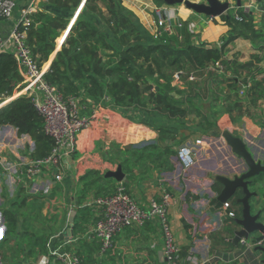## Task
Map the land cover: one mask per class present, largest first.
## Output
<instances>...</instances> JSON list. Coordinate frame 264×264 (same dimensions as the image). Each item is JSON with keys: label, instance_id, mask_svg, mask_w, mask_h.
Segmentation results:
<instances>
[{"label": "crops", "instance_id": "obj_1", "mask_svg": "<svg viewBox=\"0 0 264 264\" xmlns=\"http://www.w3.org/2000/svg\"><path fill=\"white\" fill-rule=\"evenodd\" d=\"M185 1L207 4L206 0ZM219 1L228 3L233 10L238 7L237 0ZM241 1L246 8L248 0ZM84 2L69 18L70 28L82 13ZM16 4L14 19L0 21L3 43L0 53L13 51L10 36L23 9L33 7L34 12L53 16L61 13L47 0H17ZM252 4L251 14L262 38L237 39L225 51L229 61L253 62L256 66L253 76L244 73L238 80L240 90L236 99L244 101L242 112L232 110L218 115L222 102L206 101L201 103H209L207 110L202 112L196 107L197 114L202 115L197 124L186 117L158 125L157 115L149 117L141 110L115 108L110 99L90 102V111L96 107L99 118L80 134L77 151L64 159L61 181H56L53 168L46 169L33 181L23 180L22 173L34 160L36 145L29 136H19L14 127H0V255L6 264H61L49 255L47 245L52 239L54 248L74 252L87 264H99L106 259L110 264L126 261L167 264L163 234L157 223L126 231L116 239L114 249L107 256L99 257V243L93 237V230L102 208L96 201L114 192L120 182L111 174L120 167L125 175L121 182L141 206L147 207L164 192L171 195V225L181 251L194 253L203 264H264V252L260 249L264 244L258 246L255 236L247 245L239 242L235 246L232 242L234 232L240 229L235 221L243 217L244 207L240 202L245 196L243 188L231 187L230 196L223 197L224 182H235L255 170L257 173L246 179L251 193V214H261L264 221V9H258L261 5L258 0ZM262 5L264 8V0ZM123 7L151 36L158 30L156 11L185 24L193 35L190 43L196 46L220 48L230 31L221 17L210 22L208 16L185 4L157 8L153 0H123ZM169 36L173 37V45H185L184 37L177 31ZM50 64L51 61L44 67L46 71ZM23 89L22 80L11 97L0 98V108L21 95L26 96ZM159 129L167 133L161 136ZM199 140L201 145L197 146ZM185 145L196 149V165L189 170L183 168L178 157ZM224 202L239 204L241 217L233 219L234 208L231 205L225 208ZM6 211L12 212L17 221L7 242L4 239L9 227L3 215ZM38 238L46 249L34 244ZM130 245L133 248L127 254L125 250ZM125 257L128 259L122 260Z\"/></svg>", "mask_w": 264, "mask_h": 264}, {"label": "trees", "instance_id": "obj_2", "mask_svg": "<svg viewBox=\"0 0 264 264\" xmlns=\"http://www.w3.org/2000/svg\"><path fill=\"white\" fill-rule=\"evenodd\" d=\"M47 1L61 13L53 16L36 11L30 16V25H19L18 32L26 33V42L40 67L51 61L45 80L57 87L65 100H78L85 108L83 113L90 112V102L104 101L106 96L115 108L151 107L155 115L170 120L185 119L190 108L196 109L197 101H221L218 115L232 110L242 112L244 101L236 99L240 90L238 80L244 73L253 76L256 66L253 62L239 64L236 60H227L226 47L240 38H262L254 15L242 1L240 7L221 16L230 31L219 48L191 44L193 35L185 24L175 29L184 37L185 45H173L169 34L160 38L149 35L139 20L123 7V0H86L60 50L57 47L70 25L69 18L83 0ZM153 2L157 8L165 5V0ZM154 18L158 23L157 12ZM22 80L16 57L1 52L0 98L11 97ZM3 126H12L19 136L27 135L34 141V160L51 154L54 142L44 130V119L32 97L20 96L0 108V127ZM159 132L161 136L167 133L161 129ZM229 205L234 208L233 219L241 217L242 207L236 202ZM3 215L9 227L4 239L7 242L17 221L10 211ZM34 244L45 246L41 238ZM187 255V250L180 253L182 258Z\"/></svg>", "mask_w": 264, "mask_h": 264}, {"label": "built area", "instance_id": "obj_3", "mask_svg": "<svg viewBox=\"0 0 264 264\" xmlns=\"http://www.w3.org/2000/svg\"><path fill=\"white\" fill-rule=\"evenodd\" d=\"M253 1L248 0L246 10L253 7ZM233 9V7H229V10ZM16 10V2L0 0V18L11 21L14 19ZM34 11L33 7L21 11V16L15 23V29L10 36L13 43L11 53L16 57L20 74L23 76L24 93L33 98L39 114L44 119V130L52 138L54 147L48 157L33 160L24 169L22 177L23 180L33 181L41 176L46 169L53 168L56 172V181H61L64 159L77 151L80 134L91 128L99 116L97 108L94 106L90 112L83 113L85 108H82L78 100H65L58 88L45 80L47 71L44 67H40L34 58L26 42V33L18 32L19 25H30V16ZM156 12L158 14V30L155 33V38H160L165 33L170 34L176 28L183 27L182 22L164 17L160 11ZM236 18L240 20L238 16ZM208 20L214 22L216 18L208 16ZM2 46L3 43L0 40V48ZM105 98V100H109V97ZM196 145H201V141H197ZM178 157L185 170L193 168L196 165L195 147L190 145L181 147ZM171 200V195L164 192L160 198L151 200L147 207H143L132 198L123 182L116 186L111 195L98 199L96 204L102 208V213L101 218L94 226L93 237L99 243V257L107 256L114 249L116 239L126 231L143 229L150 223H157L163 234L167 264H203L192 252L185 258L180 256L181 249L176 244L170 219ZM224 207L229 208V203H225ZM230 214L233 215V213ZM53 240H50L47 245L52 258L61 264H87L83 257L74 252L62 250L61 247L54 248ZM240 243L247 245L248 240L243 238ZM258 246H263V243L259 242ZM0 264H6L1 255Z\"/></svg>", "mask_w": 264, "mask_h": 264}, {"label": "water", "instance_id": "obj_4", "mask_svg": "<svg viewBox=\"0 0 264 264\" xmlns=\"http://www.w3.org/2000/svg\"><path fill=\"white\" fill-rule=\"evenodd\" d=\"M207 4H193L185 0H165V4L168 6H174L177 4H185L189 9L195 11L196 13L211 16L215 18H219L229 11V4L222 3L219 0H206ZM261 4L258 8L259 10H263L262 0H258ZM85 3V2H84ZM83 3V5H84ZM83 5L81 7H83ZM237 6H241V0H237ZM250 13L254 12V8L248 10ZM70 27L66 29V32H70ZM68 36V34H67ZM66 36V37H67ZM9 103V102H8ZM249 160V163L252 162ZM257 172L254 170L249 174L237 179L235 182H224L226 189L223 194L227 197L230 196L231 187H242L244 190L245 196L240 200L244 209H243V217L242 219H237L235 222L240 228L236 232H234V238L232 242L235 246H238L241 239L250 240L251 237L255 236L257 242H262L264 244V221L262 219V215L252 216L251 207H250V197L251 193L248 190V184L246 183V179L254 176ZM117 181L121 182L124 180L125 175L122 172V167L118 169L117 172L111 174ZM221 201H225V199L221 198ZM216 203V202H215ZM225 203V202H224ZM222 205L220 204L219 207ZM264 252V247L260 248Z\"/></svg>", "mask_w": 264, "mask_h": 264}, {"label": "rangeland", "instance_id": "obj_5", "mask_svg": "<svg viewBox=\"0 0 264 264\" xmlns=\"http://www.w3.org/2000/svg\"><path fill=\"white\" fill-rule=\"evenodd\" d=\"M233 10H229V13L230 12H232ZM16 12H17V10H16ZM15 12V13H16ZM67 34H69L68 32H64L63 34H62V36H61V38H60V40H59V44H58V47H57V50H60L61 49V47H62V45H63V43H64V41L66 40V36H67ZM48 65V63L47 64H45V68H46V66ZM208 104L209 103H201V102H196L195 103V105H196V107H198V108H200V109H202V112L204 111V110H207V106H208ZM81 105V104H80ZM123 110H126V111H130V110H139L138 108H135V107H128V108H122ZM140 110H142V109H140ZM142 111H144L145 112V114L147 115V116H155V112L152 110V108L151 107H149L148 109H144V110H142ZM149 116V117H150ZM159 115H157L156 117H157V120L159 121L157 124L159 125L160 123H165L166 121H169L170 119L168 118V117H163V116H159ZM199 116L200 117H202V115H199V114H197L196 113V109L195 108H190V114L187 116V117H189V120H192L195 124H197V119L199 118ZM200 122V121H199ZM201 122H203V121H201ZM161 125V124H160ZM132 245V244H131ZM131 245L130 246H127L128 247V249H126L125 250V252L128 254V252L129 251H131V248H133V247H131ZM126 253H124V254H126ZM126 259V257L125 258H123L122 260H125ZM128 259V258H127ZM126 259V260H127ZM99 264H110V262H109V260L108 259H106V260H104V261H102L101 263H99ZM121 264H130L129 262H124V263H121Z\"/></svg>", "mask_w": 264, "mask_h": 264}]
</instances>
